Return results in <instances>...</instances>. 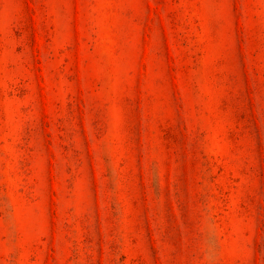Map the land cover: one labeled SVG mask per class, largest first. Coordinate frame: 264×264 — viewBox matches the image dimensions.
<instances>
[{"label":"rangeland","instance_id":"1","mask_svg":"<svg viewBox=\"0 0 264 264\" xmlns=\"http://www.w3.org/2000/svg\"><path fill=\"white\" fill-rule=\"evenodd\" d=\"M0 264H264V0H0Z\"/></svg>","mask_w":264,"mask_h":264}]
</instances>
